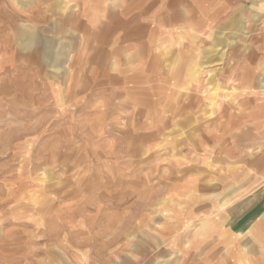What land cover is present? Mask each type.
Segmentation results:
<instances>
[{"label":"rangeland","instance_id":"rangeland-1","mask_svg":"<svg viewBox=\"0 0 264 264\" xmlns=\"http://www.w3.org/2000/svg\"><path fill=\"white\" fill-rule=\"evenodd\" d=\"M15 1L0 0V264H264V199L240 214L264 171L232 193L193 116L213 0Z\"/></svg>","mask_w":264,"mask_h":264},{"label":"bare ground","instance_id":"bare-ground-1","mask_svg":"<svg viewBox=\"0 0 264 264\" xmlns=\"http://www.w3.org/2000/svg\"><path fill=\"white\" fill-rule=\"evenodd\" d=\"M247 1H252V4L245 7V13L240 8L236 13L230 12L233 11L231 0L214 1L210 30L206 32L211 40V56L207 60L211 65V72L207 74L210 89L204 99L207 102H201L193 115L201 114L202 123H197V126L206 129L209 135L212 145L209 156L213 160L210 166L227 175L232 193L237 192L239 187L243 189L251 175L264 171V136L258 134L264 127V0ZM15 2L19 4L18 0ZM64 2L69 4L68 8L77 6V1ZM222 14L226 15V19L219 24ZM28 29L31 30L28 26L23 27L19 33V42L27 47L37 46L41 42L40 37L35 32L27 33ZM44 42L54 41L46 39ZM53 65L61 66L54 62ZM200 67L196 62L192 70L194 75L182 82L188 85L197 82ZM179 81L175 80V84ZM179 98L180 96L177 97ZM193 121H196L195 117ZM172 134L174 131L168 132L165 137ZM245 190L243 195H248L247 188ZM258 194L257 192L256 196ZM220 205L224 206L222 203ZM252 236L253 230L247 234L237 232L231 240L238 241L248 251L252 242L246 240L243 243L240 239ZM261 247L257 249L258 252L263 251ZM238 257L237 264H252L249 255L242 251H239ZM180 259L184 261V258ZM180 259H177L178 263Z\"/></svg>","mask_w":264,"mask_h":264},{"label":"crops","instance_id":"crops-1","mask_svg":"<svg viewBox=\"0 0 264 264\" xmlns=\"http://www.w3.org/2000/svg\"><path fill=\"white\" fill-rule=\"evenodd\" d=\"M214 1L215 0H213L212 1V3H211V5H210V10H209V12H208V18H207V28H206V32H208L209 30H210V24H211V22H212V17H213V12H214ZM232 2L230 3V6H231V9L233 10V11H230V12H235L236 13V11L240 8V10H242V12H244L245 13V7L247 6V2H250V5L252 4L251 2L252 1H247V0H231ZM77 6H76V8L75 9H78L79 10V13L80 12H82L83 14H85V12L90 8L89 6H84V4H82L80 1H77V4H76ZM243 5V6H242ZM242 8V9H241ZM84 11V12H83ZM225 19H226V15H223L222 14V17L220 18V22H219V24H222L224 21H225ZM205 32V33H206ZM206 35H207V33H206ZM190 37H191V39L192 40H194V39H196V35H189ZM208 37V36H207ZM79 42H83V39H82V37L80 36L79 38ZM82 40V41H81ZM241 40V38H239V41ZM53 41H54V39H53ZM55 42V41H54ZM262 186L263 185H260L259 187H257L256 189H254V190H252L248 195H246V196H244L243 197V204H242V209L240 210L241 212H240V214L242 215V216H244L246 219L248 218V219H250V217H251V214L254 212V209H256L257 207H258V205H260V203H261V200H263L264 199V197H263V195H264V189H262ZM259 193L258 194V196H256V193ZM260 197V198H259ZM246 198H247V200H246ZM255 199H257L256 200V203L254 202V204L251 206V207H249L250 206V204H252L253 203V200H255ZM246 206L247 207H249V209H246ZM230 208H232V207H230ZM235 210V209H234ZM226 212H228V213H231V215H232V218H231V220L233 221L235 218H237L238 217V215H236V213L235 212H233V209H227L226 210ZM239 212V211H238ZM228 220H230V219H228ZM226 222H228V221H224V223H226ZM244 230H245V228H244ZM232 232V233H231ZM237 232L238 231H236V233L234 232V231H232V230H229V233L230 234H237ZM244 232V231H243ZM248 232V230L247 231H245L244 232V234H246ZM251 238V237H250ZM261 238V236H260V234H258V233H256L255 234V232L253 233V238H252V241H250V242H252V246L254 247H256V249H255V247H254V251L256 250L257 251V249L260 247L259 245H260V243H258L257 242V240H259ZM256 244V245H255ZM259 244V245H258Z\"/></svg>","mask_w":264,"mask_h":264}]
</instances>
